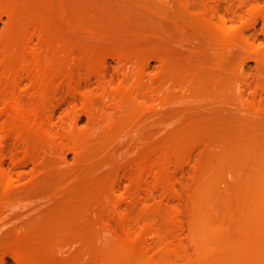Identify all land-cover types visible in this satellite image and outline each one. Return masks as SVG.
<instances>
[{
  "label": "rangeland",
  "instance_id": "1",
  "mask_svg": "<svg viewBox=\"0 0 264 264\" xmlns=\"http://www.w3.org/2000/svg\"><path fill=\"white\" fill-rule=\"evenodd\" d=\"M94 2H98L99 15L101 14L100 21H103L104 26L108 25L105 28L118 26L121 30L117 27L116 32L129 36L128 39H131V42L128 46L131 53L127 60L121 62L113 58L110 52H106L107 49L109 50V46L106 45L107 48L104 54L102 53V57H104L102 59L106 63L103 67V73L105 74L104 88L99 85L100 83L98 84V80L94 79L95 77L89 82H84L80 78V74L77 73L76 82L73 86L69 87L68 84H63L60 90L54 92L51 101L55 105H53V109L54 107L55 109H52L54 114L52 129L54 133L61 135L59 143L62 142L63 145H59L61 146L59 148L62 150L54 145L53 148L52 146H43V149H39V153L40 150L44 152L40 153L41 155L39 154L41 159H38V162L32 164L28 161L30 164L27 165L28 163H26L25 167H21L22 169L20 167L13 169L11 154L17 150L15 154L19 153L18 156H23V149H20V145L16 146L17 140L15 137L6 135L0 127V151L3 149L2 152L6 154L1 156V159L5 161L3 163L7 168L6 170H8L7 172L14 171L10 174L12 181H14L12 185L15 188L12 187L14 190L17 188L16 191H19H15L16 194L13 195L14 190L12 189L11 193L16 198L11 200L13 196L10 195L9 191L7 192V188L4 189L6 186L1 182L0 210L3 208L7 211L2 210V213L9 211H11L9 213L13 211L14 213L11 214L12 217H9V213H6V215L4 213L0 214L6 217L2 216V219L0 218L2 220L0 221L1 229L2 226L9 225L11 221L9 226L0 229V231H3L0 232V264H18L12 256L16 251L36 254L41 264H92L91 259H93L92 256L95 257V253L97 258L92 262L96 264V261L99 260V264H105V260L110 253V250H107L110 247L108 245L110 240L108 239L112 238L111 234L114 231L116 234L123 232L122 225L124 224L120 219L123 215L127 218L129 216L131 220L136 219L135 222L130 220L131 224L133 223V228L138 223L140 224L138 227L144 229L143 239L145 237L146 240L143 241L142 239L141 241H149L150 245H156L154 241L158 240H155V238L160 233L161 237L171 239L170 242L174 246L176 244L173 240H175L177 248L184 245V248L194 255L195 246L189 238V227L193 215V213L191 214L193 212L192 197L198 185L197 178L200 167L207 160V155L219 153L225 142L233 140L232 137L245 141L243 143L245 144V150L247 148V153H245L246 169L244 173L247 174V182L249 183L251 179L250 173L253 172L252 166L254 165L252 163L255 161L259 162V174L261 180L264 181V172H262L264 171V72H262L264 71V63H258L252 57L254 52L259 50L264 54V15L262 16L264 0H94ZM88 8L84 16L88 20H91V18L95 20L97 18L94 19L96 14H92V11L90 10V12ZM214 11H217L216 20L223 17L227 19L230 28L235 27L234 29L237 31L242 30L244 34L246 32V36L247 38L249 36L248 40L252 45L254 44V48L248 51L245 48L237 47L234 48L235 51L231 50L232 54L231 51L228 54L213 48L214 38L211 37L212 35L208 30H202L199 19L203 17V14H205L204 16H208V13L211 16L214 15ZM164 15L165 20L161 17ZM172 15L174 16L172 17ZM104 17L105 20H102ZM6 20H8L7 17L0 16V52L1 40L7 31L8 22ZM140 21L146 23L142 22L141 24ZM160 21L165 24L160 23ZM154 22L158 24V27L160 23L162 29L168 27L170 30L165 29L163 32ZM179 23L180 26H178ZM137 24L141 25L138 26ZM136 25L138 29L142 27L139 29L142 31L137 32ZM173 26L178 27L176 29ZM185 26L187 32L184 31ZM188 26H192V28ZM181 27H184V29H181ZM179 30L187 34L184 35ZM128 31L130 32L128 33ZM170 33L172 35H169ZM135 37L139 38L136 39ZM166 38L168 42L164 40ZM184 45L187 48L190 46V52L188 51L189 48H186L189 53L184 50ZM203 47L206 49L203 50ZM136 50L140 53L143 52L140 56L145 62L137 58L139 54ZM77 52L79 53V51ZM177 52H183L186 58L187 56L190 58H187L188 60H193V64L189 65V68L195 70L199 68L198 65L201 64L202 66L203 64L202 67H205L210 75L217 73L216 71H219V68L221 69L222 66L219 64H222L223 58L228 57L229 61L232 59L229 62L232 68L234 65L237 67L244 62V72L242 74L237 73L238 78H236L237 88H241L239 89L241 91L236 93L229 90L231 93L228 91L229 94L226 92V95H224L220 91H216L215 88L204 91L196 87L184 86L186 84L184 82L177 87L171 80H161L160 75L163 71V64L158 59L159 56H171ZM237 52L239 53L235 57L234 54ZM203 54L206 57L210 56L206 58ZM234 62H240V64L236 65L237 63ZM223 64L227 66V63ZM213 69L214 72H212ZM141 71H143L142 78L138 76ZM141 83L150 84L151 91H153V101L149 113L145 115V118L147 117L145 120L143 119L140 124L132 125L127 129L129 130V133L125 132L127 136L125 133H120L124 139L119 138V134L118 137L115 136L117 137L114 141L116 143L107 138L105 145L104 141L101 142L102 144L99 143L100 148H97V152L91 156H89L91 153L87 152L86 148L83 149L84 151L80 150L86 157L88 154L89 159L88 157L86 159L82 154L81 156L80 152H74L71 145L65 146L68 141L65 138L66 132L64 131L66 129L64 127H66V124L64 125V123L68 119L77 116L79 118L76 117L79 120L78 130L80 132H90L93 128V122L90 121L87 112L93 110L96 116L101 113L100 116L104 117L105 121L112 118V116L114 117V115L116 117L122 116L120 111L116 114L117 110L115 108L111 109V107H116L115 100L117 105L120 104L119 99H115L117 97L115 95L116 91L122 87L134 89ZM22 85L19 88L20 96H23L22 92L26 96L25 100L31 99L29 96L31 95L29 83L24 81ZM71 87H75L77 92ZM57 91L58 93H56ZM104 91L108 92L105 93ZM79 93L83 95L80 94L79 96ZM113 94L115 100L112 98ZM103 95H105V98ZM234 95L237 99L232 98ZM106 96L109 97V100ZM81 97H83V100L80 99ZM241 97L243 98L241 99ZM84 98L86 99L84 100ZM106 98L108 101L105 100ZM113 100L114 102H112ZM90 101L92 105H90ZM108 103H111L112 106H108ZM96 110L99 114L95 112ZM100 116L99 118H101ZM101 127L99 126V132L105 130L107 125H101ZM62 129L64 133L60 131ZM102 133L100 132L98 135L96 133V135L99 136ZM95 137L91 138V142L94 140L91 144L97 140ZM62 138L65 140H62ZM116 139H118V142ZM223 139H225V142H223ZM259 139L262 143H257ZM108 140L112 142L107 143ZM177 140L181 141L178 148L176 147ZM253 144L255 146L257 144L256 148L261 151H259V154L257 149L253 150ZM47 147L52 148V150H48ZM55 148L59 150V153L56 152ZM166 151H168V159L166 172L164 173L166 174L165 179L170 181L169 184L167 183L168 186L165 188L166 183L160 184L159 181H155V178L147 176L144 178L142 187L141 185L139 187L137 183L139 163L142 159H153L154 156L158 157L160 152L165 153ZM254 152L255 155H253ZM3 153L0 152L1 155ZM253 156H256L258 160ZM248 175L250 176L249 179ZM225 178L220 185H225L226 181L229 182L226 184L229 188L233 185L231 184L233 178L231 179V175H226ZM34 181L37 182L36 185L38 186L33 184ZM31 183L36 186L35 189H33ZM226 185L220 187L227 190ZM27 186L32 187L31 190ZM23 187H26L29 191L25 188V191H23ZM17 194L18 196H16ZM9 195L11 198L8 197ZM8 198L11 201L3 203L4 199L8 200ZM146 198L148 199L146 200ZM1 200L3 201L1 202ZM32 209H34V212H32ZM35 209H37L36 212ZM26 212L28 213L26 214ZM16 213H20L21 217L19 215L15 216ZM21 213L26 217H23ZM29 214L33 215L34 220L31 217L29 218ZM137 220H140V223ZM154 228L155 230H153ZM150 230H153L154 234ZM146 231L151 232L150 237L148 233H145ZM231 231L234 236L233 231L236 233V230L232 229ZM145 235H148V237ZM149 238L152 241L154 240V244ZM154 247L156 250L154 253L158 254L160 250L156 249V246Z\"/></svg>",
  "mask_w": 264,
  "mask_h": 264
},
{
  "label": "bare ground",
  "instance_id": "2",
  "mask_svg": "<svg viewBox=\"0 0 264 264\" xmlns=\"http://www.w3.org/2000/svg\"><path fill=\"white\" fill-rule=\"evenodd\" d=\"M98 2L96 3L94 2V0H0V16L2 15L4 16V18H8V20H6L8 22L6 27L7 31L4 38L1 40L0 52V127L2 128V132H4L6 135H12L13 137H15V139L17 140L16 146L20 145V149H23V156H18L19 153H17L18 155L15 154L17 152L16 148V152L14 150L15 153L11 154V161L14 165L13 169H16L18 167H25L28 161L32 162V164L38 162V159H41L39 158V154L44 152L40 150L41 152L39 153V149H43V146H52L53 148L54 145L58 147V149L62 150L61 148H59L61 147L59 145H63L62 142L59 143L61 135L59 133H54L52 129V123H54V114L52 112V109L54 104L51 101L53 98L52 96L55 94L54 92L56 90H60V87L62 88L63 84H68L69 87L73 86L74 82H76L77 73L80 74V78L84 80V82H89L92 80V78L95 77L94 79L98 80V84L100 83L99 85L104 88L105 74L103 73V67L106 63H104L103 61L104 57H102V53L104 54V51L107 48L106 45L109 46V50L107 49L106 52H110L113 58L118 59L121 62L128 59L129 54L131 53L128 46L129 42H131V39H128L129 36H126L127 34L124 35L118 31L116 32L118 26H110L109 28H105L108 25L105 24L106 26H104V23H102L103 21H100L101 14L99 15L100 11ZM87 8L89 11H92V14H96V16H94V19L95 17H97L95 20H92L91 16V20H88L84 16ZM208 14L210 15V13ZM204 15L205 14L202 15L203 17H201V19H199L200 27L202 28V30H208L212 35L211 37L214 38L213 48L217 49V51L230 53L231 50L235 51L234 48L237 47H241L243 49L245 48L248 51H251L252 48H254V44L252 45L250 40H248L249 36L247 38L246 32L244 34L242 30L237 31L236 29H234L235 27L230 28L227 23V19L223 17L219 18L220 20H216L217 11H214V15L212 16L208 15L209 17ZM263 15L264 12L262 16ZM173 16L174 15H172V17ZM87 17L89 16L87 15ZM161 17L164 18L165 15ZM176 19L177 18H175V20ZM102 20H105V17ZM140 22L142 24L143 21ZM160 23L163 22L160 21ZM160 23V28L158 27L157 23L155 24H157V27L161 30L162 28L160 26ZM180 23L178 26H180ZM141 24L137 25L140 26ZM190 24L192 23L190 22ZM177 27L175 26L174 28L177 29ZM119 28L120 27H118V29ZM141 28L142 27H140L139 29ZM189 28H192V26ZM139 29L137 30V32L142 31ZM165 29H162V31ZM181 29H184V27H181ZM184 31L187 32L186 26ZM129 32L130 31H128V33ZM179 32L182 31L179 30ZM185 33L182 32V34L186 35L187 33ZM130 34L132 35V33ZM134 34L133 36H135ZM169 35L172 34L170 33ZM135 38L137 39L139 37ZM164 40L167 41L168 39L166 38ZM164 40L162 39V41ZM185 45L183 46L185 47L184 50L187 51V49L189 48L188 51L190 52V46H188L187 48ZM204 48L205 47H203V50ZM181 49L183 50L182 47ZM77 51H79V53ZM188 51L187 53H189ZM260 51L261 50H259L258 52H254L252 57L258 63H264V54ZM137 53L139 54L137 58L140 61L145 62L142 56H140V54H142L143 52L140 53V51H137ZM238 53L239 52L233 54L236 55L235 57H237ZM184 54L185 53L183 52H177L176 54L171 56H159L158 59H160L163 64V71L160 75L161 80H171L175 86L177 85V87L179 84L184 82L186 83L184 86L187 85V87H196L197 89L204 91L215 88L216 91H220V93H223L224 95H226V92L227 94H229V90H233V92L235 91L236 93H239V91H241L239 90L241 88H237L236 78H238L237 73L242 74L244 72V62L241 64L240 62H238L240 65L237 67L234 65L232 68L229 64L232 59H230L229 61L228 57L225 59L223 58V61L220 60L222 64H219L222 67L218 66L221 67V69L219 68V71L215 70L217 73L210 75V72L205 67H202L203 64L202 66L201 64L198 65L199 68H196L195 70L193 68H189L191 64H193V60H188L190 58L187 56V59ZM217 55L220 56L219 54ZM204 56L206 57V55ZM201 58L203 57L201 56ZM223 63H227V66H225ZM238 63L236 65H238ZM204 66L206 65L204 64ZM207 71L209 72V76ZM212 72H214V69ZM142 73L143 71L138 74L140 78H142ZM80 78L79 80H81ZM24 81L25 83H29L30 87H28L31 92V95L29 96L31 97V99L25 100L24 98L26 96H24V93L21 92V94H23V96L21 95L23 98L19 94V88ZM71 89H75V87H71ZM56 93H58V91ZM109 93H107L108 96H110ZM113 93L115 94V92ZM80 94L81 93H79L78 95L80 96ZM114 94L112 96L113 99ZM152 94L153 91H151L149 83H141L134 89H129L126 87L119 88L115 94L118 98L115 97V99H119L118 102L120 104L117 105V101L114 99L116 102L115 106L118 108L111 107V109L115 108L117 110L116 114H118V111H120L122 116H119L121 114L117 115L119 117H116V115H114V117L112 116V118H109L107 121H105L104 117L102 118L100 116L101 113L99 115L101 118H99V116H96L94 114L93 110V113L89 111L87 112V114L89 115L90 121L93 122V124L91 123L93 128L90 132H80V130H78L79 118L77 116L76 117L78 119H76V117L73 119L70 117V119L67 118L68 121L66 120L67 122L65 121L66 123H64V125L66 124L67 127H64L67 130L64 131L66 132V135L62 134L66 136L65 138L68 141V144L66 143L65 146L71 145L72 150L77 153L80 152V150L86 148L87 152L89 151L91 153H89V156H91L93 153L97 152V148H100L99 143L104 141L105 145V140L107 138L112 139V141L114 142L115 138H117L119 134V138L124 139L122 138V133H127L129 131L127 129L132 127V125H138L143 121V119L145 120L147 118H145V115L149 113L148 111L150 110V105L153 101ZM108 96L106 97L109 100ZM238 96L240 97V95ZM75 97L77 96L75 95ZM103 97L105 98V95H103ZM107 98L105 100H107ZM232 98H235V95ZM242 98L243 97H241V99ZM80 99L83 100V97H81ZM85 99L86 98H84V100ZM235 99H237V97ZM114 100L112 102H114ZM90 105H92V103ZM109 105L112 106L111 103H108V106ZM95 112H97V110ZM101 125H107V128L100 131L101 133L103 131L104 132L101 135L97 136L100 133L99 126L101 127ZM102 128L103 126L101 127V129ZM63 129L60 130L62 131V133H64ZM116 135L117 137H115ZM94 136H96L95 139L97 140L93 144H91L94 141L93 140L91 142ZM232 139L233 140H229L228 142H225V139H223V142H225L223 144V149L221 148L222 150L219 153L207 155V160L204 161V163L200 167V173L197 178L198 185L196 187V190L194 191V195L192 197L193 199L191 198L193 200V212H191V214L193 213V215L192 222L190 221L191 224L189 227V238L195 246L194 255L192 253L191 255L190 252L186 248H184V245L181 248H177V243L175 242V240H173V242L176 244L175 247L173 243L170 242L171 239L169 240L168 237H161L160 233H158V237L155 238V240H158H153L154 242H156V245H150L149 241L143 242L146 240L145 237V240L143 239L144 229L138 227V225L140 226V224L137 223L135 225V228L138 229L135 230V228H133L132 226L133 223L131 224V221L135 222L136 219L133 220L134 218L132 217L133 219L131 220L129 216L127 218V216L123 215L122 217H120L122 223L124 224L122 225L123 232L121 233L119 231L121 234H116L115 231L113 232L112 230L115 235H113L112 233V238L108 239L110 240V244H108L110 247L107 250H110V253L108 257L106 255L107 259L105 260V264H264V181L261 180L259 174L260 170H258V166L260 165L258 161L254 160L256 156H253L254 158L252 159L255 162L252 163L254 164L253 166L251 164L253 172L250 173L251 179L248 183L246 177L247 174L245 175L244 173L246 169L245 153H247V148L245 150V144L243 143L244 140L235 139L233 137ZM62 140L65 139L62 138ZM117 140L118 139H116V141ZM260 140L261 139H259L257 143H260ZM112 141L110 140L107 143H111ZM179 144L181 145V141L177 140V148ZM253 146V150L257 149V144L256 146L253 144ZM52 148H48V150H52ZM2 150L0 151L1 153H3ZM10 151L12 152V150ZM259 151L260 149H257L258 154ZM56 152L59 153V150H57ZM81 154L84 155L80 152V155ZM167 154L168 151H166L165 153L160 152L158 154V157L154 156L156 158L153 157V159H142V161L138 165L137 183L139 187L140 185L142 187L144 178L147 176L155 178L156 180H154L157 182L159 181L160 184H169L170 181H168V179H165L166 174L164 173L166 172L165 169L167 166ZM4 155L6 154H0V185L2 182L6 186L4 187V189L7 188V192L9 191L11 193L14 187L12 185L14 181H12L10 174H12L14 171L10 170L12 171L11 173L7 172L8 170H6L7 168H5L4 166L5 161L4 159H1V156ZM253 155H255V152ZM87 157L85 156L86 159ZM256 160H258L257 157ZM29 164L30 163H28L27 165ZM226 175H231V179L233 178V183L231 184L233 185H228V188L226 184H228L229 182L227 183L225 181L227 190L225 188V190H223L221 187L225 185L220 184L223 182V179ZM249 178L250 176L248 175V179ZM227 179L229 178L227 177ZM33 184L36 185L37 182L34 181ZM33 184L31 183L33 189H35L38 185L33 186ZM168 184L165 185V188L166 186H168ZM31 185L28 186L30 187ZM28 186L27 188H29ZM24 188L27 190L26 187H23V191H25ZM31 188H29V190H31ZM16 190H14L13 195L16 194V192H19ZM10 195H12V193ZM10 195L8 197H10ZM148 195L149 193L147 194V197ZM16 196H18V194ZM10 198H8V200L4 199V201L1 200V202L3 201V203H5V201L8 202L14 200V198L16 197L13 196L11 200ZM147 199L148 198H146V200ZM2 210H0V214L2 213ZM33 210L34 209H32V212H34ZM36 210L37 209H35V212ZM9 212L6 213L8 214ZM3 213L6 215L5 212ZM13 213L14 211L12 213H9V217H12L11 214ZM27 213L28 212H26V214ZM19 214L20 213H16L15 216ZM31 214H29V218L31 217L33 219V215L31 216ZM5 215L2 216L5 217ZM21 215L23 214L21 213ZM2 216L0 217L1 219ZM19 217L21 216L19 215ZM23 217H26V215H23ZM1 219L0 221H2ZM137 221H139L140 223V220ZM4 227L5 225L2 226V229H4ZM146 229H148V227H146ZM232 229L236 230V233L235 231H233L234 236L231 234ZM9 230L11 231V229ZM153 230H155V228ZM153 230L150 231L153 232ZM151 232L149 233V231H146L145 233H148L150 237ZM155 235L154 237H156ZM146 237H148V235ZM142 239L143 241H141ZM150 241L152 240L150 239ZM154 246H156V249L160 250L158 254L154 253L156 251ZM94 255L95 257L92 256L93 259H91L92 264H94L92 260L97 258L95 253ZM12 256L15 258L18 264H41L36 254L16 251ZM97 256L99 257V255ZM96 264H99V260L98 262L96 261Z\"/></svg>",
  "mask_w": 264,
  "mask_h": 264
}]
</instances>
